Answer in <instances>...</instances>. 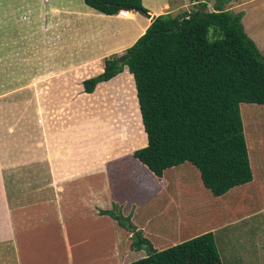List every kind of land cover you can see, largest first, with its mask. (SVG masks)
I'll use <instances>...</instances> for the list:
<instances>
[{"label": "crops", "instance_id": "1", "mask_svg": "<svg viewBox=\"0 0 264 264\" xmlns=\"http://www.w3.org/2000/svg\"><path fill=\"white\" fill-rule=\"evenodd\" d=\"M232 1L239 3L236 9L246 3ZM141 2L151 19L136 11H127L132 19L118 12L106 15L84 0H0V264H30L28 256L37 254L49 236L60 246L59 253L56 244L51 246L49 257L62 248L69 256L81 245L85 251L87 241L95 247L107 237L110 250L94 262L85 257L86 264L144 258V251L130 249L131 235L100 214L114 205L124 215L137 205L130 221L156 250L211 232L222 264H264V105H251L263 108L250 121L259 134L254 141L246 132L248 117L241 113L252 181L214 197L189 162L164 172L180 171L188 182L193 169L202 194H194L189 183L164 182V173L157 178L134 158L135 151L147 147L143 123L142 140L124 138L117 109L109 103L118 99L110 96L117 86L109 83L129 73L127 67L92 93L84 91L85 80L103 73L105 59L123 55L154 17L174 12L165 0ZM198 2L204 3L190 1L189 7ZM99 87H106L101 101L108 104L96 103ZM242 105L247 104L240 112ZM104 107L116 111L115 122L97 116ZM155 199L158 215L147 208Z\"/></svg>", "mask_w": 264, "mask_h": 264}, {"label": "trees", "instance_id": "2", "mask_svg": "<svg viewBox=\"0 0 264 264\" xmlns=\"http://www.w3.org/2000/svg\"><path fill=\"white\" fill-rule=\"evenodd\" d=\"M231 1L216 0L213 12L198 2L191 12L154 17L123 55L105 59L103 73L83 82L84 91L92 93L127 67L129 73L109 84L132 83L136 106L119 99L109 103L119 113L124 138L142 140L143 123L147 147L134 158L157 178L189 162L214 197L252 181L240 105H264V57L244 31L243 14L225 10ZM84 3L106 15L147 12L141 0ZM211 29L221 37L209 40ZM100 88L96 103L108 104L101 101L107 95H99ZM100 214L131 235V250L146 252L129 264H222L211 232L159 251L118 206Z\"/></svg>", "mask_w": 264, "mask_h": 264}, {"label": "rangeland", "instance_id": "3", "mask_svg": "<svg viewBox=\"0 0 264 264\" xmlns=\"http://www.w3.org/2000/svg\"><path fill=\"white\" fill-rule=\"evenodd\" d=\"M144 1L147 2L148 0H144ZM165 1H167L169 3L170 11H174L172 14H170L171 16L175 17V16H177L179 14L181 15V14H183L185 12L193 11V9H191L189 7V3H190L189 0H165ZM200 1L204 2L206 5L210 4V3H213V2L214 3L216 2V0H200ZM240 1L244 2V3L246 2V3L242 4L239 9H236V8H238V4H239V3L237 4L236 1L230 2V4H228L225 8H227V10L228 9L239 10V12H233V13H242L243 12L244 19L241 20V22L243 24L244 31H245L246 35L254 41L256 47L260 51V54L264 57V0H240ZM182 3H184L185 6H182ZM214 5L210 6L208 9L206 8L205 10L208 11V10L215 9ZM177 7H180V8H177ZM169 13H171V12H169ZM127 18L132 19L134 17L129 13V14H127ZM140 31H143V30H140ZM251 35L253 37H255V40L252 38ZM219 37H221V36H220V34L217 31H215L213 29L210 30L209 35H208L209 40H214V39H217ZM113 56H116V55H113ZM110 57H112V56H110ZM100 89H101V92H100L99 95H101V94L108 95V91H107L106 87H104V88L101 87ZM110 96L116 97V98H118L119 100H122V101L125 100L132 107L136 106V101H135L136 96H135V91H134V85L132 83L131 84L128 83V85H125L123 87H119V86L114 87L113 94H111ZM11 101L15 102L16 98L14 100L11 99ZM260 108H262V107L251 106V105H242L241 106V113H243L242 117H245V118H246V116L248 117V118H246L248 121H245V125H246V132H247L249 141H254L255 137L259 138V134L257 132H255L256 128H254L251 125L250 121H252V120H254L256 118L255 115H254L255 111L259 112ZM100 114L104 115L105 116L104 118L108 119L110 123H112L113 121L115 122V120H116V111L113 110V109H108V108H105V107L103 109L101 108V111L97 112V116H99V118H101ZM109 114H111V115L108 118L107 115H109ZM117 115H118V119L117 120H119L118 111H117ZM119 125H120V121H119ZM122 133H123V136H124V131L123 130H122ZM256 147H257V142L250 146V150H251L252 155H253L252 151L255 150ZM253 164L255 165V162ZM185 168H189V167H185ZM190 170H191L192 175L188 177V180H189L188 182L183 180L184 177L182 175H180V174L178 175V173L180 171L177 172V174L175 175V173L172 170L168 171V172H166L164 174V177H163L164 180L163 181L165 182V181H167V178H170L171 182L176 184L178 187H181L180 183H182V184L189 183V184H192V186H195L193 188L194 189V191H193L194 194L195 193H197L198 195L202 194L203 190L201 188H199V184H197V181L194 178V175H195L194 172L195 171L193 169H191V168H190ZM176 198L179 199L178 196H176ZM196 203H201V202H196ZM158 204H159V202L157 201V199H155L149 205L145 204V206L148 205L147 208L150 209L151 213L154 212V208L157 209V215H158V213H159ZM114 206H117V205H114ZM140 206L141 207L143 206L142 203L140 204ZM136 210H137V205H132L129 208L128 212L125 213V215H127L129 217V215H132L134 212H136ZM171 212L173 213L175 211L173 210ZM123 213L124 212L121 211V214L124 217H127ZM168 215L172 216L169 213L168 214L165 213L164 216H168ZM179 215H180V217L185 216V213L183 212L182 208H180V210H179ZM159 216L160 217H158V218H161L160 219V221H161L164 216H161V215H159ZM237 232H238L237 229L232 230V234H233L234 238L239 235V234L237 235ZM77 239H79L81 241H84L86 243L85 239H81V238H77ZM105 239L106 240H103V242H100L99 240H97L95 242L96 245L93 244V246H95V247H92V242H89V241H91V240H89V241H87V243H89V244L87 245V248H86L85 251H84V248L81 245V246H78L77 249L75 250V252L73 251V253H71L70 256L68 254L64 253V248H62L61 249V254H55L54 253V256L49 257L48 253H49V251L51 252V251L54 250V249L51 248V246H53L54 244H56L58 246L57 248H55V250H57L58 253L60 252V251H58V250H60V246H59L58 242L57 243L54 242L55 239L54 238L52 239V237L49 236L48 238H45L44 240H41V241L45 242V246H43L42 248H38L37 249V251H38L37 254L34 253V254H30L28 256V262H30V264H35V263H38V264H54L55 261H57V259H59V264H86V263H90V261L88 259H90L91 261L94 262L96 257H98V258L100 257V252L103 253L105 251V253H106L107 251L110 250V242L108 241L107 237H105ZM101 243H104V246H101ZM163 245H165V244H163ZM163 245H160V246H163ZM145 254H146V252H145ZM85 257H87L88 259H86ZM133 261H135V260H133ZM55 264H58V263H55ZM225 264H227V263L225 262Z\"/></svg>", "mask_w": 264, "mask_h": 264}, {"label": "water", "instance_id": "4", "mask_svg": "<svg viewBox=\"0 0 264 264\" xmlns=\"http://www.w3.org/2000/svg\"><path fill=\"white\" fill-rule=\"evenodd\" d=\"M138 12L142 13L146 18L151 19V16L149 13L142 11V10H139Z\"/></svg>", "mask_w": 264, "mask_h": 264}, {"label": "bare ground", "instance_id": "5", "mask_svg": "<svg viewBox=\"0 0 264 264\" xmlns=\"http://www.w3.org/2000/svg\"><path fill=\"white\" fill-rule=\"evenodd\" d=\"M119 14H120V16H121L122 18H126V19H127V14H129V13L124 12V14H123V13H121V11H120Z\"/></svg>", "mask_w": 264, "mask_h": 264}, {"label": "built area", "instance_id": "6", "mask_svg": "<svg viewBox=\"0 0 264 264\" xmlns=\"http://www.w3.org/2000/svg\"><path fill=\"white\" fill-rule=\"evenodd\" d=\"M121 13H123L124 14V11H121ZM127 13V12H126Z\"/></svg>", "mask_w": 264, "mask_h": 264}, {"label": "clouds", "instance_id": "7", "mask_svg": "<svg viewBox=\"0 0 264 264\" xmlns=\"http://www.w3.org/2000/svg\"><path fill=\"white\" fill-rule=\"evenodd\" d=\"M120 11H124V10H120ZM124 12H127L126 10Z\"/></svg>", "mask_w": 264, "mask_h": 264}]
</instances>
